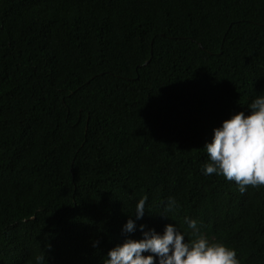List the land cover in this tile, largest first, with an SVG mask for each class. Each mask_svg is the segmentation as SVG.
<instances>
[{
    "label": "trees",
    "instance_id": "trees-1",
    "mask_svg": "<svg viewBox=\"0 0 264 264\" xmlns=\"http://www.w3.org/2000/svg\"><path fill=\"white\" fill-rule=\"evenodd\" d=\"M259 95L264 0H0V264H103L145 196L264 264V186L202 173Z\"/></svg>",
    "mask_w": 264,
    "mask_h": 264
},
{
    "label": "clouds",
    "instance_id": "clouds-1",
    "mask_svg": "<svg viewBox=\"0 0 264 264\" xmlns=\"http://www.w3.org/2000/svg\"><path fill=\"white\" fill-rule=\"evenodd\" d=\"M247 109V114L236 112L212 130L211 141L204 145L209 162L202 168L204 175L216 174L234 181L241 194L246 186H264V95L253 99ZM146 200L145 196L136 202L131 215L135 219H127L122 226L123 233L139 230L142 238L126 236L107 252L103 264H240L235 249L210 242L200 234L195 219L184 217L187 228L195 236L191 240H186L173 224H165L160 233L151 228L145 230L143 224L137 225L136 221L145 215ZM175 207L177 202L169 198L167 210Z\"/></svg>",
    "mask_w": 264,
    "mask_h": 264
}]
</instances>
